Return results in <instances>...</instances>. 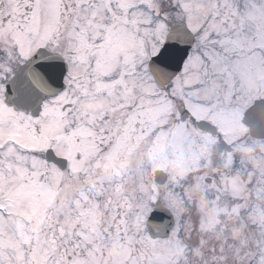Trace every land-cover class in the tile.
<instances>
[{
  "label": "snow or ice",
  "instance_id": "1",
  "mask_svg": "<svg viewBox=\"0 0 264 264\" xmlns=\"http://www.w3.org/2000/svg\"><path fill=\"white\" fill-rule=\"evenodd\" d=\"M0 264H264V0H0Z\"/></svg>",
  "mask_w": 264,
  "mask_h": 264
},
{
  "label": "flooded vegetation",
  "instance_id": "2",
  "mask_svg": "<svg viewBox=\"0 0 264 264\" xmlns=\"http://www.w3.org/2000/svg\"><path fill=\"white\" fill-rule=\"evenodd\" d=\"M129 159H130L129 156L125 155L124 159L122 161H119L118 163L121 167H123L124 165H126L129 162Z\"/></svg>",
  "mask_w": 264,
  "mask_h": 264
}]
</instances>
